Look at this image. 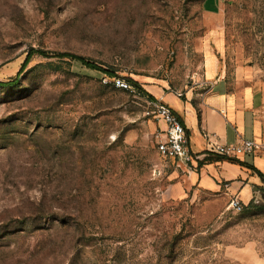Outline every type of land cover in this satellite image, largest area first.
<instances>
[{"label":"rangeland","instance_id":"1","mask_svg":"<svg viewBox=\"0 0 264 264\" xmlns=\"http://www.w3.org/2000/svg\"><path fill=\"white\" fill-rule=\"evenodd\" d=\"M220 7L0 0V264H264V199L235 212L202 190L198 164L159 154L155 101L115 82L196 88L219 33L255 91L264 146V0Z\"/></svg>","mask_w":264,"mask_h":264},{"label":"crops","instance_id":"2","mask_svg":"<svg viewBox=\"0 0 264 264\" xmlns=\"http://www.w3.org/2000/svg\"><path fill=\"white\" fill-rule=\"evenodd\" d=\"M220 6L221 0H203V10L208 17L220 14ZM203 43V80L198 87L182 94L165 88H156L152 93L180 118L190 149L199 161L216 155L211 145L228 146L241 140L260 142L261 135L255 91L245 84L242 70L235 74L228 70L221 55L224 38L210 32ZM159 125L163 131L165 124L159 121ZM239 160L244 165L220 160L199 167L201 189L229 203L234 197L244 205L263 198L264 180L260 175L264 176V155H248Z\"/></svg>","mask_w":264,"mask_h":264},{"label":"built area","instance_id":"3","mask_svg":"<svg viewBox=\"0 0 264 264\" xmlns=\"http://www.w3.org/2000/svg\"><path fill=\"white\" fill-rule=\"evenodd\" d=\"M116 86L127 91H134L130 83L125 80H116ZM155 117L165 124L164 130L158 135L157 149L159 154L169 160L178 161L187 166H196L199 157L190 149L186 128L180 118L164 103H153ZM208 139L209 136L207 135ZM212 152L228 159H241L248 155H264V146L254 140H241L238 144L220 146L211 145ZM229 208L235 212H242L243 202L234 197L229 203Z\"/></svg>","mask_w":264,"mask_h":264},{"label":"trees","instance_id":"4","mask_svg":"<svg viewBox=\"0 0 264 264\" xmlns=\"http://www.w3.org/2000/svg\"><path fill=\"white\" fill-rule=\"evenodd\" d=\"M34 54H40L42 56H48L46 53L42 52V51H35L33 50L32 53L30 54V58L31 56H33ZM60 58H67L70 60L71 64H77L79 65L81 68H85L91 71H98L100 73H102L103 75H107L110 78H115L116 74L109 72L107 70H104L100 67H98L97 65H95L94 63H91L90 61H88L87 59H85L82 56L76 55V54H72V53H62L59 55ZM130 85L134 88H136L137 90L140 91V93L146 95L150 100L153 101H157V99H155L150 93H148L147 91H145L144 89H142V87L139 85V83H137L136 81H129ZM14 84V83H12ZM11 85V83H1L0 82V86H9ZM220 160H228L240 165H244V163H242L240 160L238 159H228L219 155H209L208 157H206L203 161H199L198 165L199 167L203 166L204 164L213 162V161H220ZM250 168L254 169L253 166H250ZM262 177V179L264 180V176L260 175ZM253 204V203H251ZM249 204V206L251 205Z\"/></svg>","mask_w":264,"mask_h":264},{"label":"water","instance_id":"5","mask_svg":"<svg viewBox=\"0 0 264 264\" xmlns=\"http://www.w3.org/2000/svg\"><path fill=\"white\" fill-rule=\"evenodd\" d=\"M263 199H264V196H263Z\"/></svg>","mask_w":264,"mask_h":264}]
</instances>
